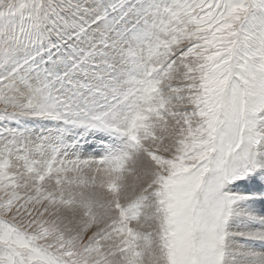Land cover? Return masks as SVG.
<instances>
[{"label": "snow or ice", "instance_id": "snow-or-ice-1", "mask_svg": "<svg viewBox=\"0 0 264 264\" xmlns=\"http://www.w3.org/2000/svg\"><path fill=\"white\" fill-rule=\"evenodd\" d=\"M0 264H264V0H0Z\"/></svg>", "mask_w": 264, "mask_h": 264}]
</instances>
